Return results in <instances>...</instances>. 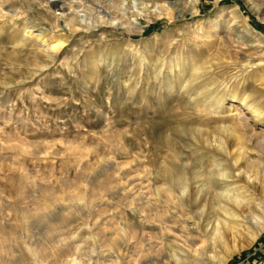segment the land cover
I'll return each mask as SVG.
<instances>
[{
    "label": "rangeland",
    "instance_id": "obj_1",
    "mask_svg": "<svg viewBox=\"0 0 264 264\" xmlns=\"http://www.w3.org/2000/svg\"><path fill=\"white\" fill-rule=\"evenodd\" d=\"M169 1L0 0V264H59L74 239L92 255L86 264L117 245L152 258L153 219L164 208L152 183L174 147L192 155L225 138L235 157L232 134L247 158L264 159V49L246 26L264 38L254 25H264V0H188L179 17L167 14ZM72 13L76 32L65 25ZM58 36L62 48L46 55L37 38ZM218 51L215 82L189 92L194 101L176 75L166 82L161 60ZM243 90L260 95V113L241 104ZM238 229L203 262L264 264V229L254 238L255 224ZM191 235L195 246L205 240L203 230Z\"/></svg>",
    "mask_w": 264,
    "mask_h": 264
},
{
    "label": "bare ground",
    "instance_id": "obj_2",
    "mask_svg": "<svg viewBox=\"0 0 264 264\" xmlns=\"http://www.w3.org/2000/svg\"><path fill=\"white\" fill-rule=\"evenodd\" d=\"M187 1H169L167 14L169 16L173 13L176 16L182 14L185 9L184 3ZM186 9L188 10V7ZM147 10L150 13V8ZM232 11L237 17L239 16L237 6H231ZM161 13L154 12L152 16H159ZM130 15L137 16L132 12ZM78 23L77 15L72 13L67 18L65 25L71 32L76 30ZM246 26L257 44L264 49L262 35L252 27ZM26 35H28V31H24L22 36ZM48 39L38 37L37 41L42 45L39 46L45 48L46 55L53 56L59 52L65 40L59 36L51 40ZM17 44L23 45V41L17 40ZM204 58L178 59L176 56H170L166 63V59L161 60L162 67H165V74H167L166 82L169 83L168 74L171 73L177 76L181 84V91H184L185 94L191 91L204 94L209 90V85L215 82L213 72L215 69L221 68L218 60L225 59V57L223 53L221 56V52L218 51L209 60H204ZM144 60L147 58L145 57ZM157 64V62L153 63L156 79L159 75ZM168 86L171 89V85L168 84ZM229 88V96L237 97L236 86L233 85ZM207 98L208 96L204 98L206 101L203 100L202 104L209 102ZM187 99V101H194L195 97H192L191 93L187 95ZM238 99L252 112H261L260 95L253 92L246 93L243 90ZM212 106L215 110L221 106V101L217 100L216 107L214 102H210L207 107L212 109ZM200 108V105H196L195 110L201 111ZM173 130L178 131L176 128ZM157 136L169 145L174 144L172 139L167 138L164 131H158ZM231 137L238 146L235 157L230 155L231 152H228L224 142L225 138L210 139L203 142V150L192 155L179 154L174 147L173 154L160 165L159 172L155 171L158 173L152 183V198L164 208L160 212H156L153 219V222L158 224L156 227L159 228L160 237L157 236L159 239L155 240L156 236H152V258H146L142 254H137V258L127 257V253L125 254L117 245L112 250H100L92 264H206L203 260L209 255L212 257L217 244H224L228 237L233 239L237 233L239 234L238 226L243 227L246 223L250 226L255 224L257 229L251 235L252 238L264 229V159H259L257 163L250 160L246 156L245 148L241 146V137L232 134ZM240 158H243L245 166H240ZM201 230L205 234V240L198 246L190 244L193 237L191 234ZM84 254L88 255L89 260L92 258V255L83 248L79 240L74 239L68 255L59 260V264H86L81 259Z\"/></svg>",
    "mask_w": 264,
    "mask_h": 264
},
{
    "label": "trees",
    "instance_id": "obj_3",
    "mask_svg": "<svg viewBox=\"0 0 264 264\" xmlns=\"http://www.w3.org/2000/svg\"><path fill=\"white\" fill-rule=\"evenodd\" d=\"M254 25H256L258 27V29H261L262 31H264V25L259 26V24H256V23H254Z\"/></svg>",
    "mask_w": 264,
    "mask_h": 264
}]
</instances>
